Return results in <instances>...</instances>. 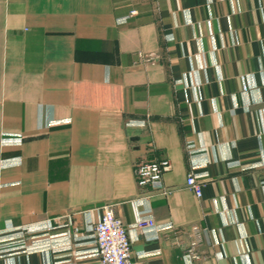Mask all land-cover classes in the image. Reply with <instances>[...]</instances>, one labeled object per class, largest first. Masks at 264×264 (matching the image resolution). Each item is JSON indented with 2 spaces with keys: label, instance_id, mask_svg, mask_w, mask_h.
Returning <instances> with one entry per match:
<instances>
[{
  "label": "crops",
  "instance_id": "obj_1",
  "mask_svg": "<svg viewBox=\"0 0 264 264\" xmlns=\"http://www.w3.org/2000/svg\"><path fill=\"white\" fill-rule=\"evenodd\" d=\"M106 204L138 264H188L194 224L192 264H264V0H0V264H98Z\"/></svg>",
  "mask_w": 264,
  "mask_h": 264
},
{
  "label": "built area",
  "instance_id": "obj_2",
  "mask_svg": "<svg viewBox=\"0 0 264 264\" xmlns=\"http://www.w3.org/2000/svg\"><path fill=\"white\" fill-rule=\"evenodd\" d=\"M134 13V11L132 12ZM191 147V145L189 146ZM135 174L137 183L142 188L151 187L167 193L164 186L163 174L171 169L169 158H146L142 157L135 162ZM204 181L199 179L193 171L188 174L186 186L193 190L198 197L202 195ZM135 227L143 232L158 230L159 224L151 215H142L135 222ZM93 230V253L98 257V264H138L132 259V241L128 226L118 216L112 204L103 207L102 215L92 226ZM193 238L187 243L184 258L188 264L203 258L199 250L202 239L201 228L198 224L192 226ZM29 231L23 228H11L1 235L0 253L2 256H11L26 247L27 234Z\"/></svg>",
  "mask_w": 264,
  "mask_h": 264
}]
</instances>
